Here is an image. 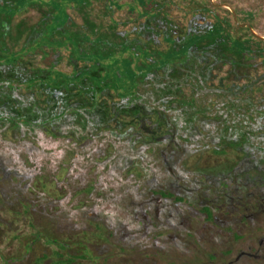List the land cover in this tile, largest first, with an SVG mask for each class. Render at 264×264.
<instances>
[{
	"label": "flooded vegetation",
	"instance_id": "af4514ba",
	"mask_svg": "<svg viewBox=\"0 0 264 264\" xmlns=\"http://www.w3.org/2000/svg\"><path fill=\"white\" fill-rule=\"evenodd\" d=\"M80 1L82 4L77 9L81 10H85L86 2L104 1L108 10L106 16L114 13L117 19L131 26L136 18L141 35L145 36V40L147 35L151 43H145L144 47L151 51L150 46L161 41L160 37L154 36V30L159 29L158 34H162L165 42L164 48L154 50L155 55L148 58V68L139 75H132L126 86L122 85L125 74L119 70L111 73L98 59L89 63L71 59L57 51L50 57L58 72H54L53 67H34L28 60V53L14 58L9 54L13 50H26L29 46L25 44L12 49L9 44L12 21L25 15L28 0H0V136L9 132L13 137L36 136L40 141L43 135L58 139V150L51 155L38 147L28 148L20 166H17L19 161L14 159L19 155L9 154L5 159L7 167L0 166L4 178L0 181V194L3 185H26L25 189L29 190V185L39 188L53 184L57 185L59 196L52 203H68L74 194L64 185H79L75 173L89 177L90 173L100 175L109 170L112 175L123 176L122 179L118 178L119 185H130L132 181L127 178L135 180L146 166L152 167L144 161L147 156L149 162L157 158L158 164L161 160L166 171L173 172L172 159L183 158V151L180 150L179 155L174 144L181 146L185 143L186 147L195 148V154H202L201 160L204 153L212 157L234 155L225 161L213 160L214 175H208L206 179L215 178L216 182L210 185H201L200 182L190 184L186 175L183 178L176 176L174 182L156 180L158 189L150 188L151 197L145 202L148 206L150 202L156 203L152 216L156 223L162 210H168L167 228L171 227L172 204L179 203L180 197L191 192L201 194V208L196 212L207 222L216 221L217 212L224 206L230 212L242 211V218H248L246 211L252 212L258 207L260 210V206L264 205V73L259 80L254 79L252 75L256 69L251 62L255 61L256 55L264 65V36L257 35L253 31V24L241 21L235 11L231 12L232 19L217 18L212 23L204 22V17L199 20L194 16V21L189 24L193 27L183 32L177 28V23L170 21L167 11L170 1L164 0L157 7L148 9V2L153 1L139 0L142 12L147 13L144 20L135 14V0H126L133 4L128 9L108 7L105 0ZM208 2L211 3L210 0ZM125 10L132 18H124L122 12ZM149 12L154 14L151 16ZM92 15L102 20L103 15L94 11L85 14L83 29L87 30L82 35L78 33L82 27L80 31L72 30L78 34L75 40L81 52L88 47L83 39L85 32L102 28L96 19H89ZM212 16L216 15L213 13ZM50 17L51 14L45 18L43 30ZM137 26L132 28L137 29ZM103 27L106 28L107 24ZM43 30L34 42L43 35ZM143 30L147 34L142 33ZM232 30L245 31L247 35L236 38ZM62 31L68 32L64 27ZM121 34L124 35V32ZM116 38L113 36L112 40L115 42ZM169 39H174L173 50L179 54L172 59V54L165 53L162 60L158 57L165 51L167 42L170 47ZM253 42L258 45L259 54L249 48ZM63 60L72 65L71 71L58 68V63ZM144 79H148L147 95L141 92ZM238 80L248 83L240 89L235 87ZM210 81L212 84H208ZM61 140L65 142L62 146L59 144ZM199 142L203 143L205 151L197 149ZM210 142L208 147L205 146L204 143ZM4 145L9 150L12 147L5 139ZM48 159H51L52 165L58 164L54 166V176L50 181L43 176ZM199 163L196 167L200 166ZM126 173L130 176L125 178ZM16 178L21 181L14 182ZM101 178L97 177L101 185H112L111 182H101ZM88 180V183H83L86 185L84 190L98 185V181ZM36 191L42 200L43 191ZM185 198L188 204L192 203L191 198ZM21 206L22 211L16 214H23V220L33 221L29 204ZM90 215L96 223L95 235L100 239L102 228L98 227L97 222L101 217L96 213ZM134 216L139 218V214ZM141 217L143 221H153L147 213L141 214ZM42 232L33 234L39 238ZM112 236L111 231L108 237ZM48 242L58 246L59 251H68L73 246L57 239H49ZM89 244L81 240L74 246L89 253L92 246ZM263 250V246H249L241 250L234 260L229 259L232 252L228 251L222 264H256L264 261ZM56 254L59 259L55 264H75L73 257L65 259L61 253ZM210 259L213 261L214 258Z\"/></svg>",
	"mask_w": 264,
	"mask_h": 264
},
{
	"label": "rangeland",
	"instance_id": "374dc122",
	"mask_svg": "<svg viewBox=\"0 0 264 264\" xmlns=\"http://www.w3.org/2000/svg\"><path fill=\"white\" fill-rule=\"evenodd\" d=\"M105 1L111 8L124 7L128 9L135 4V14L139 15V19L144 20L147 16V13L142 12L139 0H135L133 4L127 3L126 0ZM150 1L153 3L148 2L146 6L148 9L157 7L164 0ZM165 1H170L167 8L170 21L177 23V28L183 32H186L187 28L193 27L189 24L190 21H194L195 17L199 20L204 17V22L212 23L217 18L232 19L231 12L235 11L241 21L253 24V31L257 35L264 36V0H210L211 3L208 0ZM34 3L39 4L33 5ZM81 4L80 0H28V3L25 4V15L18 16L12 21L9 44L12 49L20 48L25 44L29 46L26 50H13L9 53L10 56L12 58L14 56L21 57L28 53V60L34 67H53L54 72L58 71L50 57L53 52L59 51L71 59L89 63L98 59L111 73L119 70L125 74L122 85L126 86L132 75H139L148 68V58L155 55L154 50L164 48L165 42L162 34H158L159 29L154 30V36L160 37L161 41L159 40L157 45H151L150 48L153 50L151 51L144 47L145 43H151L148 42L147 35L146 40L145 36L141 35L136 18L132 20L133 26H137V29H134L131 24L128 25L124 20L117 19L114 13H109L106 16L108 10L104 1L86 2L84 4L86 7H83L85 10L77 9ZM11 7L13 8V6ZM216 7L219 9L215 10ZM94 11L104 17L102 16L101 20L92 15L89 16V19L92 21L96 19L102 28L98 27L91 32H85L83 39L88 47H85L81 52L75 40L78 34L72 30L80 31V27H82V31L78 32L82 35L84 30H87L83 29L84 16ZM154 12L149 13L152 16ZM213 13L216 15L215 17L212 16ZM49 14L51 17L46 20L43 30L42 24ZM122 14L125 19L132 18L126 10ZM105 24H107L106 28L103 27ZM63 27L67 28V33L62 31ZM42 30L43 35L34 42ZM121 32H124V35ZM232 35L236 38H244L247 32L232 30ZM113 36L117 37V41L112 40ZM168 41L170 47L167 46V42L165 51L158 57L162 60L166 54H172V59L177 58L179 54L173 50L174 39ZM257 46L253 42L249 48L258 51ZM50 61L51 63H49ZM58 64V68L64 71L72 70V65L67 61L63 60ZM251 64L256 69L252 76L259 80L264 73V65L256 55L255 61ZM242 74L243 72L239 75ZM215 83L217 82L215 81ZM247 83L248 81L238 80L235 87L242 88ZM208 84H212V81ZM147 85L148 79H144L141 92L145 95L148 93ZM4 139L11 143L10 150L5 148ZM57 140L50 135H43L40 141L36 136L21 137L17 135L13 137L9 132H6L4 136H0V161L2 163L0 166L8 164L5 159L9 154L12 156L18 154L19 156L14 158L19 161L17 166L23 165L20 162L24 160L25 151L28 148L38 147L51 155L58 150ZM59 144L62 146L65 142L61 140ZM204 144L208 147L211 142ZM174 146L179 155L180 150L183 151V158L172 159L173 172L166 171L161 160H159V164L156 162L157 158H152L149 162L147 156L144 161L152 167L146 166L145 171L139 172L135 180L127 178L133 182L130 185H119L118 178L122 179L123 176L112 175L108 172L109 170L100 175L90 173L89 177L74 172L79 185H64L68 190L72 189L74 194L73 199L64 204L54 205L52 203L53 199L59 196L57 185L47 184L39 188H36V185H29V190L25 189L26 185H3L0 194V264H55L59 259L57 252L61 253V257L65 259L73 257L75 264H222L228 251L232 252L229 259L234 260L241 250L247 249L249 246L264 247V205L260 206V210L258 207L252 212L246 211L248 218H242V211L230 212L227 211V206H224L217 212L218 219L216 221L207 222L196 212L201 208V194L191 192L189 195H185L192 199L191 204L187 203L185 197H180L179 203L172 204L171 227L167 228L168 210H162L160 220L157 223L154 221L152 216L155 213L156 203L150 202L151 205L148 206L145 202L151 197L150 188L158 189L155 186L157 185L155 184L156 180L163 182L165 179L174 182L176 176L183 178L186 175L190 184L200 182L201 185H210L216 182L215 178L206 179V176L214 175L212 166L214 161L216 159L225 161L226 158L234 155L231 153L229 156L212 157L210 154L204 153V159L201 160L200 155L202 154L198 152L195 154L194 147L188 148L185 143L181 146L174 144ZM196 146L199 151L206 149L202 142ZM49 160L51 159L47 160L49 163L44 165L43 169V176L48 181L52 180L54 176V166H58L57 163L52 165ZM197 162H200L199 167H196ZM2 170L0 167V181L4 180ZM70 175L72 177L73 173ZM129 176L128 173L125 174V178ZM97 177L99 179L103 177L101 182H111L112 185H101ZM88 179H92L93 182L98 181V185H92L90 189H87L91 186L88 185L87 190H84L86 185L83 183H88ZM20 181L19 178L14 179V182ZM188 187H193V185H188ZM36 189L43 191L42 200L38 198L40 194ZM80 194L82 196H79ZM21 203L29 204L33 221L23 220V214H20L21 216L16 214L23 209ZM231 208L234 209L233 206ZM93 213L101 217L97 222L98 227L102 228L100 239L98 235H95L97 233L95 231L96 223L90 215ZM143 213L149 214L153 221H143L141 217ZM135 214H139L138 219L135 218ZM36 231H43V234L38 238L33 234ZM111 231L113 236L108 237ZM47 238L57 239L73 246L68 251H59L60 248L48 242ZM81 240H86L88 245L91 243V252H83L74 246ZM262 254L264 255V250ZM210 257L214 258L213 261ZM256 264H264V261H259Z\"/></svg>",
	"mask_w": 264,
	"mask_h": 264
},
{
	"label": "trees",
	"instance_id": "16d2710c",
	"mask_svg": "<svg viewBox=\"0 0 264 264\" xmlns=\"http://www.w3.org/2000/svg\"><path fill=\"white\" fill-rule=\"evenodd\" d=\"M213 149V146L211 145V150Z\"/></svg>",
	"mask_w": 264,
	"mask_h": 264
}]
</instances>
